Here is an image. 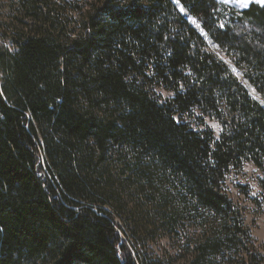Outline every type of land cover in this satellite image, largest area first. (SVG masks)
<instances>
[{
	"label": "trees",
	"instance_id": "1",
	"mask_svg": "<svg viewBox=\"0 0 264 264\" xmlns=\"http://www.w3.org/2000/svg\"><path fill=\"white\" fill-rule=\"evenodd\" d=\"M14 1L19 27L0 34V264H171L137 251L120 212L132 232H166L180 264H264L225 189L251 163L264 204V4Z\"/></svg>",
	"mask_w": 264,
	"mask_h": 264
},
{
	"label": "rangeland",
	"instance_id": "2",
	"mask_svg": "<svg viewBox=\"0 0 264 264\" xmlns=\"http://www.w3.org/2000/svg\"><path fill=\"white\" fill-rule=\"evenodd\" d=\"M220 2V0H217ZM250 3L260 4L257 0H248V5ZM229 5L237 9H243L246 7H239L235 3L224 4ZM248 7V6H247ZM17 3L14 0H0V34L7 35L11 33L12 30L17 29L19 26V22L14 19V12H16ZM66 14L71 20H74V14L72 11L67 10ZM191 20V19H190ZM193 23V20H191ZM212 49L217 53L218 57L222 59L225 63L229 64L237 76L238 80L249 90L251 97L256 101L262 103V100L258 94H256L253 90V87L246 83L243 79L241 73L233 68L232 62L226 54L219 50L216 46H211ZM160 93L163 96H166L167 93L165 91L160 90ZM208 124L213 128L216 134L219 133L220 127L218 124L211 119L206 118ZM196 130H200L201 127L194 126ZM259 175L258 170L253 167L251 163H245L244 167L239 173L231 172L225 180V189L226 193L240 206L244 216V223L247 227V230L250 231L253 238V249L258 254H264V204L255 203L253 200L256 198L259 200V187L257 185V177ZM245 187L246 194H242L240 192V188ZM253 198V199H252ZM115 214V213H114ZM116 216V215H115ZM116 222L118 226L121 228V234L124 235L125 238L130 239L133 246L137 248V251L141 252L148 258L154 259L156 257L161 258L163 260L168 261L171 260V264H180V262L184 258L178 257L177 246H173V241L168 237L167 233L164 231H156L155 233L149 235H143L140 229H136L134 232L131 231V227L129 223L126 221V216L123 214H118L116 216ZM153 227L151 226L150 229ZM149 230V226L147 227ZM184 232L190 233L193 238H196L198 231L195 230L194 226L187 225L184 227ZM182 232V234L184 233ZM141 237V239H139Z\"/></svg>",
	"mask_w": 264,
	"mask_h": 264
},
{
	"label": "snow or ice",
	"instance_id": "3",
	"mask_svg": "<svg viewBox=\"0 0 264 264\" xmlns=\"http://www.w3.org/2000/svg\"><path fill=\"white\" fill-rule=\"evenodd\" d=\"M221 3L223 4H229V3H235L239 7H247L248 6V0H220ZM258 3L264 4V0H257ZM181 11H184L183 8H181ZM195 23V21L193 20ZM199 27V25H197ZM223 27V25H221Z\"/></svg>",
	"mask_w": 264,
	"mask_h": 264
}]
</instances>
